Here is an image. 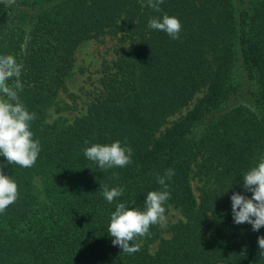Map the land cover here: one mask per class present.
I'll use <instances>...</instances> for the list:
<instances>
[{"label": "trees", "instance_id": "obj_1", "mask_svg": "<svg viewBox=\"0 0 264 264\" xmlns=\"http://www.w3.org/2000/svg\"><path fill=\"white\" fill-rule=\"evenodd\" d=\"M0 264H264V0H0Z\"/></svg>", "mask_w": 264, "mask_h": 264}, {"label": "rangeland", "instance_id": "obj_2", "mask_svg": "<svg viewBox=\"0 0 264 264\" xmlns=\"http://www.w3.org/2000/svg\"><path fill=\"white\" fill-rule=\"evenodd\" d=\"M118 44L108 36L99 40H90L81 44L75 54L74 68L66 83V93L62 95L65 101H69L68 94L75 97L73 109L63 114L67 119L83 114L85 105L94 90L97 81V71L103 62H108L114 58L118 52ZM55 117H52V119ZM178 215L171 212L163 218V221L173 222Z\"/></svg>", "mask_w": 264, "mask_h": 264}]
</instances>
